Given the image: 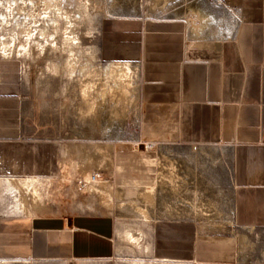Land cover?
Masks as SVG:
<instances>
[{
	"label": "crops",
	"instance_id": "crops-1",
	"mask_svg": "<svg viewBox=\"0 0 264 264\" xmlns=\"http://www.w3.org/2000/svg\"><path fill=\"white\" fill-rule=\"evenodd\" d=\"M223 2L193 3L198 22L190 25L186 17L113 16L103 22L98 37L102 62L139 67L137 96L150 112L148 136L171 147L203 152L212 146L229 152L232 232L203 233L187 219L156 222L148 242L140 249L131 245L156 261L264 264V242L251 237L264 235V0ZM199 17L206 25L195 32ZM209 27L211 33L201 35ZM228 27L219 38L217 31ZM190 36L194 44L204 41L211 53L191 54ZM22 127L17 68L0 60V264L111 259L116 235L110 215L82 207L72 212L67 206L55 213L39 211L49 207L36 200L34 180L25 178ZM128 171L130 185L147 186L157 167L135 162ZM241 235L249 241L242 251ZM253 246H260L256 254L242 255Z\"/></svg>",
	"mask_w": 264,
	"mask_h": 264
},
{
	"label": "rangeland",
	"instance_id": "rangeland-1",
	"mask_svg": "<svg viewBox=\"0 0 264 264\" xmlns=\"http://www.w3.org/2000/svg\"><path fill=\"white\" fill-rule=\"evenodd\" d=\"M177 1L58 0L61 12H66L72 20L67 31L72 30L79 50L74 48L80 52L73 79L62 74L52 76L46 68L49 62L58 67L63 64L62 22L60 30L54 33L58 51L53 50L44 56L45 59L35 54L25 58L28 61L0 58L17 68L23 121L20 147L28 162L25 178L34 180L36 200H44L49 207L39 211L55 213L59 207L67 206L76 212L82 207L110 215L115 223L116 253L111 259L30 264H183L156 261L151 253L137 252L126 232L138 237L140 246L148 242L151 226L162 220H191L199 224L203 233L225 235L232 232L228 150L207 146L202 152L184 146L171 147L160 144L162 139L148 136L145 131L151 126L147 122L150 112L140 105L137 96L139 67L105 63L98 55L97 41L106 19L117 15L159 19L177 16L172 4ZM77 6L84 12L87 9L86 14ZM194 16L192 12L188 25L197 21ZM210 27L201 35L211 33ZM228 29H223L222 33L217 31L219 38ZM193 39L190 36L187 44L191 54L208 56L211 53L204 41L194 44ZM125 66L130 69L129 85L119 90V74ZM114 69V74H110ZM81 72H84L83 77ZM81 83L93 88L86 101L79 93ZM135 162H152L157 167L153 183L147 186L129 184L128 165ZM251 237L259 243L264 242L263 234ZM238 243L242 251L249 241L241 235ZM259 248L253 246L242 255H254Z\"/></svg>",
	"mask_w": 264,
	"mask_h": 264
},
{
	"label": "bare ground",
	"instance_id": "bare-ground-1",
	"mask_svg": "<svg viewBox=\"0 0 264 264\" xmlns=\"http://www.w3.org/2000/svg\"><path fill=\"white\" fill-rule=\"evenodd\" d=\"M81 11L84 12L82 9ZM85 12H87V9L85 10ZM85 14L83 16H85ZM69 18L70 17L67 16L66 12L63 13L61 12V9L59 8L58 0H13L12 2H9L8 0H5V2L3 0H0V58L16 57V58L25 59L31 57L34 54L37 56V58L47 56V54H49L53 50L54 51L56 50V43H55L56 38H54V33L57 30L58 31L60 30L58 27L60 22H62L64 32L62 33V35L60 34L62 36V38L60 39L62 40V44L64 46L63 52L65 54V58L63 64L60 67H58V65L55 64L54 62H49L46 67L48 71L47 70L46 71L50 73L52 76H58L62 74L66 78L72 77L73 79L75 76V71L77 69L76 67H78L77 64H78V57H80L79 56L80 52L77 53L76 49L74 48L77 47L78 44H77V39L72 35L73 33L72 30L71 32L67 31L70 30L69 28H71L70 25L72 23V20H70L71 18L70 19ZM198 19L201 20V26L198 28L195 27L196 28L195 32H200L199 31L200 28L206 25L205 18L199 17ZM61 26L62 25H60V28H62ZM47 28H50L48 29L50 31H48ZM77 49L79 50L78 47ZM56 51H58V49ZM84 52L88 53V51L85 49ZM25 60L28 61V59ZM22 63L24 62L22 61ZM114 71L115 69L112 70L111 71L112 73L110 74L113 75ZM83 73L84 72H81V76L82 75L84 76ZM129 78H130V69L127 66H125L122 73L119 74V85H118L119 90H121V88L124 89L123 87H127L129 85L128 84ZM90 87L86 83H81V86L79 88L80 96L85 101L89 97L90 94L89 90L91 91V89H93ZM31 185L32 184H30L29 186L30 188H32ZM126 237L130 241H132V243L136 246L137 249L141 247L139 238L133 236L130 233V231L126 232ZM241 243L242 244L245 243L244 238L241 239ZM3 264H12V263H3ZM21 264H25V263H21Z\"/></svg>",
	"mask_w": 264,
	"mask_h": 264
},
{
	"label": "built area",
	"instance_id": "built-area-1",
	"mask_svg": "<svg viewBox=\"0 0 264 264\" xmlns=\"http://www.w3.org/2000/svg\"><path fill=\"white\" fill-rule=\"evenodd\" d=\"M200 2H208V3H211V5L213 6H221L222 4H224L223 0H178L177 2H172L173 6V9L177 12V16L176 15H172L168 18H162L164 20H177V19H181V18H188L189 20V17L192 16V9L191 7L193 6V3L194 4H199ZM238 10H235L234 14H235V18H234V21L237 22L238 19H239V15H238ZM233 21V20H232ZM233 21V23H235Z\"/></svg>",
	"mask_w": 264,
	"mask_h": 264
}]
</instances>
